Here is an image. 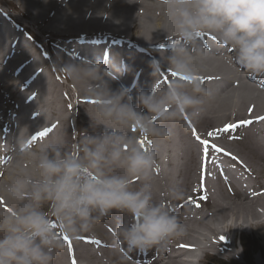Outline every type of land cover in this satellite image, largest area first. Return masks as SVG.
<instances>
[{"label": "bare ground", "instance_id": "obj_1", "mask_svg": "<svg viewBox=\"0 0 264 264\" xmlns=\"http://www.w3.org/2000/svg\"><path fill=\"white\" fill-rule=\"evenodd\" d=\"M171 35L160 0H0V130L6 124L0 190L39 174L35 159L18 151L21 145L60 137L64 149L71 148L72 118L92 133L102 128L90 127L91 104L60 71L64 60L107 56L123 65L110 87L129 88L136 103L138 90L173 78L157 79L152 67ZM202 43L205 51L193 59L209 90L201 115L179 121L170 139L155 141L162 168L153 177L154 200H167L162 193L179 185L184 198L169 202L184 233L146 253L126 254L111 247L110 229L129 217L113 212L95 226L97 236L67 238L53 264H204L207 255L235 256L234 241L246 230L264 239V79L230 63L234 54L211 37ZM6 93L17 99L8 119ZM197 194L204 210L186 204Z\"/></svg>", "mask_w": 264, "mask_h": 264}, {"label": "clouds", "instance_id": "obj_2", "mask_svg": "<svg viewBox=\"0 0 264 264\" xmlns=\"http://www.w3.org/2000/svg\"><path fill=\"white\" fill-rule=\"evenodd\" d=\"M160 3L173 35L153 61V75L175 73L163 87L154 82L150 90H138L134 103L129 88L110 87L126 69L107 56L69 58L59 66L90 102V127L102 128L82 130L67 150L60 137L19 147L35 159L39 174L15 178L0 190L6 205L0 209V264H53L65 237L91 233L113 212L129 217L111 229V247L126 254L146 253L184 233L169 202L184 198L179 185L162 193L167 200H154L153 177L162 168L155 141L170 139L179 121L201 115L209 90L193 59L205 51L202 38L211 37L234 54L230 63L264 79V0Z\"/></svg>", "mask_w": 264, "mask_h": 264}, {"label": "rangeland", "instance_id": "obj_3", "mask_svg": "<svg viewBox=\"0 0 264 264\" xmlns=\"http://www.w3.org/2000/svg\"><path fill=\"white\" fill-rule=\"evenodd\" d=\"M60 82L62 81L60 80ZM4 98L5 99L3 100L5 101L6 105L3 104V106L5 110V116L8 118L9 115L12 114V111L15 112V110L12 109L14 108L17 99H15L14 96L11 97V95L8 93L4 94ZM74 121V118H72V122H70L69 127L71 130V147L75 142L74 137H76L82 130H88L81 123V120H77L76 122ZM201 197L196 196L195 198H191L192 201L188 203V206L204 210V202H202L203 199H201ZM85 234L97 236L98 231L92 230L91 233H84V235ZM238 237L240 238L239 242ZM233 246L235 250V256L232 258H220L214 255H207L204 259V264H264V239H261L257 234L246 230V232L236 237Z\"/></svg>", "mask_w": 264, "mask_h": 264}, {"label": "snow or ice", "instance_id": "obj_4", "mask_svg": "<svg viewBox=\"0 0 264 264\" xmlns=\"http://www.w3.org/2000/svg\"><path fill=\"white\" fill-rule=\"evenodd\" d=\"M173 75H175V73H173ZM183 79H192V77H182ZM262 119H264V118H262ZM245 123H248L247 121L245 122ZM228 127H232V126H228ZM227 130V129H226ZM210 135H211V133H210ZM143 141H141V143H142ZM205 143H207V142H205ZM65 240H67V237H65Z\"/></svg>", "mask_w": 264, "mask_h": 264}]
</instances>
